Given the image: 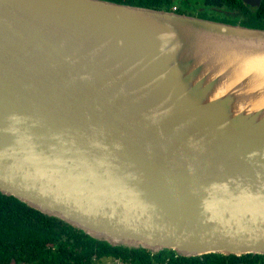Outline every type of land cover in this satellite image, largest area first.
I'll return each mask as SVG.
<instances>
[{
	"label": "water",
	"instance_id": "water-1",
	"mask_svg": "<svg viewBox=\"0 0 264 264\" xmlns=\"http://www.w3.org/2000/svg\"><path fill=\"white\" fill-rule=\"evenodd\" d=\"M261 62L262 28L0 0V193L111 246L264 255Z\"/></svg>",
	"mask_w": 264,
	"mask_h": 264
},
{
	"label": "trees",
	"instance_id": "trees-1",
	"mask_svg": "<svg viewBox=\"0 0 264 264\" xmlns=\"http://www.w3.org/2000/svg\"><path fill=\"white\" fill-rule=\"evenodd\" d=\"M109 1L166 11L174 6L172 0ZM199 6L225 11V16L217 20L195 14ZM175 7L178 13L264 29V0L257 7L241 0H180ZM103 259L126 264H264L262 254L183 257L169 250L152 254L146 249L111 246L0 193V264H98Z\"/></svg>",
	"mask_w": 264,
	"mask_h": 264
},
{
	"label": "bare ground",
	"instance_id": "bare-ground-1",
	"mask_svg": "<svg viewBox=\"0 0 264 264\" xmlns=\"http://www.w3.org/2000/svg\"><path fill=\"white\" fill-rule=\"evenodd\" d=\"M209 45H210V43L203 42L201 44V46L199 47V51H202V50L204 51ZM193 46L195 47V45H193ZM215 53H217V57L219 59H221V58H226V60L231 59V56H229L228 53L225 50H223L222 48H220L218 46L215 48ZM228 62L229 63L221 64L218 67L220 69H223V70H225V69L230 70L231 72H230V77L229 78H233L234 77L235 79H238V78H241L243 75H245L247 73V71L245 70L247 68V66H248L246 64V62H244V63H239V62L237 63V61H233V62L228 61ZM258 70H260V73L263 75V80L262 81H263V84H264V62L259 63ZM260 85L262 86L261 82H260ZM261 101L264 103V94L261 96ZM260 102H257V103L259 105H262V104H260ZM259 107L263 108L264 106H259Z\"/></svg>",
	"mask_w": 264,
	"mask_h": 264
},
{
	"label": "rangeland",
	"instance_id": "rangeland-1",
	"mask_svg": "<svg viewBox=\"0 0 264 264\" xmlns=\"http://www.w3.org/2000/svg\"><path fill=\"white\" fill-rule=\"evenodd\" d=\"M173 5L175 6H180V0H172ZM200 8V7H199ZM198 8V9H199ZM195 14H202L205 17L209 18V17H215V19L219 20L221 19V16L219 14H215L209 10L205 11V12H194ZM193 13V14H194ZM13 264V263H12ZM98 264H113V260L112 259H103L101 262H99Z\"/></svg>",
	"mask_w": 264,
	"mask_h": 264
},
{
	"label": "flooded vegetation",
	"instance_id": "flooded-vegetation-1",
	"mask_svg": "<svg viewBox=\"0 0 264 264\" xmlns=\"http://www.w3.org/2000/svg\"><path fill=\"white\" fill-rule=\"evenodd\" d=\"M200 7V8H199ZM199 7H197L195 10H194V12H205V11H207V10H209V11H211V12H213V13H215V14H219L220 16H221V18H223L225 15V11H219V10H214V9H207V8H203L202 6H199ZM199 8V9H198Z\"/></svg>",
	"mask_w": 264,
	"mask_h": 264
},
{
	"label": "built area",
	"instance_id": "built-area-1",
	"mask_svg": "<svg viewBox=\"0 0 264 264\" xmlns=\"http://www.w3.org/2000/svg\"><path fill=\"white\" fill-rule=\"evenodd\" d=\"M172 9H173V11H175V10H176V7L173 6ZM113 264H126V263L118 262V261H116V260H113Z\"/></svg>",
	"mask_w": 264,
	"mask_h": 264
}]
</instances>
